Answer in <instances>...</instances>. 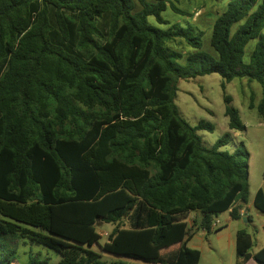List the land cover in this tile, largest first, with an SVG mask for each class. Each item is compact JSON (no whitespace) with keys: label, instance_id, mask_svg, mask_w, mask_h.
<instances>
[{"label":"trees","instance_id":"obj_1","mask_svg":"<svg viewBox=\"0 0 264 264\" xmlns=\"http://www.w3.org/2000/svg\"><path fill=\"white\" fill-rule=\"evenodd\" d=\"M137 1L139 11L133 0H0V264H19L22 239L58 253V264H128L102 261L94 246L199 264L189 214L207 235L228 211L242 220L250 154L221 151L230 134L205 147L197 133L214 126H191L175 98L179 81L247 79L261 87L249 109L264 119V0H228L211 32L217 57L190 25L150 24L168 25V9L185 17L176 0ZM177 40L192 52L173 50ZM224 102L229 130L244 131L232 98ZM253 206L264 214L262 189ZM99 224L116 226L104 244ZM253 245L237 232L236 264H264Z\"/></svg>","mask_w":264,"mask_h":264},{"label":"rangeland","instance_id":"obj_2","mask_svg":"<svg viewBox=\"0 0 264 264\" xmlns=\"http://www.w3.org/2000/svg\"><path fill=\"white\" fill-rule=\"evenodd\" d=\"M148 1L154 2L155 0ZM133 2L135 11H139L140 5L138 1L133 0ZM227 2L228 0H176L174 2L175 7L186 14L185 17L168 9L163 13V18L168 22V25L160 26L156 24L153 18H150L149 22L159 29H167L174 24H180L183 27L192 26L197 34L203 32L201 38L203 51L217 57L210 45L211 32L216 18L225 11ZM254 45L255 42H251L248 45L246 49L247 56L251 53ZM170 47L181 52L184 56L192 52L191 48L181 40L173 42ZM251 95L254 96L255 105L257 106L261 99V87L257 82L251 83L247 79H236L231 83H224L219 75L213 74L198 77L191 81H179L175 104L178 107L180 116L191 126H197L200 122L210 123L214 126L215 130L212 133L207 131H199L197 133L205 147L214 146L220 138L230 134L229 143L221 151L234 153L239 147H243L250 154L249 203L252 204L251 217L253 226L249 228V232L255 235L254 250L256 251L264 247V229L262 228L264 214L253 206L258 190L262 189L264 191V119L258 115L256 110L249 109ZM225 96L232 98L231 105L239 112L241 121L245 126L244 131L235 132L229 130L228 119L225 117ZM244 208H247V205ZM199 219L200 216L197 212L189 214L188 222L191 227V233L196 230V221ZM221 221L218 227H213V229H217L223 225L221 229L204 236L203 240L199 238L200 236L195 239L201 252L199 264H236L235 244L229 245L227 237L219 238V233L226 229L228 225L225 224L224 217L221 218ZM115 227V225L99 224L100 244H104L108 240ZM243 227V224L234 222L230 224L226 231L220 234L224 236V234L229 233L234 239L236 230ZM175 244L169 243V246H174ZM94 251L101 255L102 261L108 263L123 261L128 264H154L107 254L102 252L98 246H94ZM18 257L19 264H28L30 258L34 257H38L40 261L49 259L50 264H58L61 260V256L58 253L30 239L21 240Z\"/></svg>","mask_w":264,"mask_h":264},{"label":"crops","instance_id":"obj_3","mask_svg":"<svg viewBox=\"0 0 264 264\" xmlns=\"http://www.w3.org/2000/svg\"><path fill=\"white\" fill-rule=\"evenodd\" d=\"M251 212H252V204L249 203L247 205V208H244L243 210L240 211V213L242 215V220H240V221H233L232 218H231L230 211H228V212L222 214L221 216H219L217 220H219L220 221V224H221V222H222L221 221V218L224 217V221L226 222L225 224H228L227 225V228L230 226V224H233L234 222H238V223L243 224L244 225L243 228H240V229H237L236 230L234 239H232V237H231V235L229 233H226V234H224V236H221L220 233L226 231L227 228L224 229V230H222V232L219 233V235H220L219 238L221 239L222 237H227L228 238L229 245H231V244L234 243L235 244V249H236V234H237V232L240 231V230H246L251 235L252 240H253V243H254L253 248L250 251V253L255 254L256 252H258L262 248H259L256 251L254 250L255 243H256L255 235L253 233L249 232V228H252V226H253L252 225L253 219L251 217V215H252ZM248 219L250 220L249 222H248ZM196 222H197V226L195 227L196 230L192 232V236L188 240V244L187 245H188V247L190 249H194V250H198L199 251V245L196 243L195 239L200 236L199 238L201 240H203L204 236H206L207 234H205L202 230L199 229L198 224H199L200 220H197ZM222 227H223V225L222 226H219V228H217V229H220ZM262 228L264 229V223L262 225ZM221 247L223 248V246H221ZM246 264H256V262L251 259Z\"/></svg>","mask_w":264,"mask_h":264},{"label":"built area","instance_id":"obj_4","mask_svg":"<svg viewBox=\"0 0 264 264\" xmlns=\"http://www.w3.org/2000/svg\"><path fill=\"white\" fill-rule=\"evenodd\" d=\"M218 225H220V221L216 219L213 224V227H218Z\"/></svg>","mask_w":264,"mask_h":264}]
</instances>
